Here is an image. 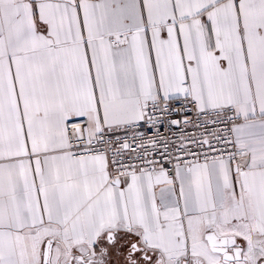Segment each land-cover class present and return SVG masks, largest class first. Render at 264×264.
I'll use <instances>...</instances> for the list:
<instances>
[{"label":"snow or ice","instance_id":"obj_1","mask_svg":"<svg viewBox=\"0 0 264 264\" xmlns=\"http://www.w3.org/2000/svg\"><path fill=\"white\" fill-rule=\"evenodd\" d=\"M0 264H264V0H0Z\"/></svg>","mask_w":264,"mask_h":264}]
</instances>
